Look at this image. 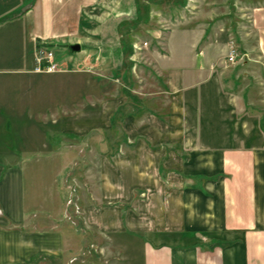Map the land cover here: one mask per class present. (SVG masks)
<instances>
[{
  "label": "rangeland",
  "instance_id": "rangeland-1",
  "mask_svg": "<svg viewBox=\"0 0 264 264\" xmlns=\"http://www.w3.org/2000/svg\"><path fill=\"white\" fill-rule=\"evenodd\" d=\"M52 3L63 5L57 18L65 16V23L60 38L29 42L25 60L33 65L23 69L22 57L8 56L17 42L0 33V161L21 162L27 208L43 215L25 230L64 236L61 258L38 262L117 264L111 239L85 226L84 210L155 209L179 185L194 187L193 161L209 150L264 147V0ZM201 34L203 50L191 46ZM73 45L81 51L72 54ZM232 48L237 58L229 63ZM204 50L219 63L206 64L201 84H216L217 71L227 76L234 67L249 76L242 81L240 73L239 84H261L248 90L244 121L228 129L208 102L194 104L191 93L178 106L170 96L171 69L184 84H200L194 55ZM177 159L186 166V183L176 180ZM239 161L234 173L245 177L246 162Z\"/></svg>",
  "mask_w": 264,
  "mask_h": 264
},
{
  "label": "crops",
  "instance_id": "crops-1",
  "mask_svg": "<svg viewBox=\"0 0 264 264\" xmlns=\"http://www.w3.org/2000/svg\"><path fill=\"white\" fill-rule=\"evenodd\" d=\"M52 1L0 0V33H6L13 46L17 42V48L12 49L15 52H8V56L22 57L23 69L33 65V60H25L30 41L60 38L57 30L64 25L65 16L57 18V11L63 5L54 6ZM205 31L209 37L210 30ZM202 40L201 34L191 46L202 47ZM194 56V77L200 84H184L186 78L180 71L169 70L172 102L184 105L183 95L192 93L193 103L208 102L216 113L215 120L223 122L225 129L230 128L231 121L234 126L244 121L248 90L255 85L259 89L261 84H239L240 73L242 81L249 77L239 67L228 71L227 76L216 70V84H201L206 78V64L219 62L211 60L207 50ZM241 129L242 135H249L247 126ZM208 152L193 161L194 187L187 190L179 185L168 204L144 212L127 211L115 204L83 211L85 226H94L104 238L111 239L119 256L117 264H264V147L248 150L245 145L237 150L217 148ZM241 158L246 162L245 177L234 173ZM19 164L0 161V264H41L42 256L54 261L61 258L64 236L57 231L25 230L42 223L43 215L27 208L24 172ZM174 164L178 184L186 183L185 164L179 159ZM121 191L119 187L116 192Z\"/></svg>",
  "mask_w": 264,
  "mask_h": 264
},
{
  "label": "built area",
  "instance_id": "built-area-1",
  "mask_svg": "<svg viewBox=\"0 0 264 264\" xmlns=\"http://www.w3.org/2000/svg\"><path fill=\"white\" fill-rule=\"evenodd\" d=\"M237 58V53L236 51L232 48L229 53H228V62L229 63H233L235 61V59ZM47 67H46V71L49 73H52L55 70V64L53 62H51L50 58L49 60H47Z\"/></svg>",
  "mask_w": 264,
  "mask_h": 264
},
{
  "label": "water",
  "instance_id": "water-1",
  "mask_svg": "<svg viewBox=\"0 0 264 264\" xmlns=\"http://www.w3.org/2000/svg\"><path fill=\"white\" fill-rule=\"evenodd\" d=\"M68 50L72 53H79L81 51L80 46L79 45H73V46H69Z\"/></svg>",
  "mask_w": 264,
  "mask_h": 264
}]
</instances>
